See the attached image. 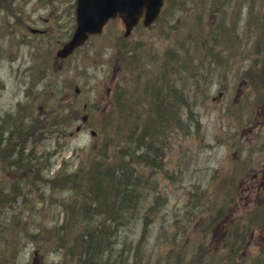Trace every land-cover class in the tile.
<instances>
[{
    "label": "rangeland",
    "instance_id": "rangeland-1",
    "mask_svg": "<svg viewBox=\"0 0 264 264\" xmlns=\"http://www.w3.org/2000/svg\"><path fill=\"white\" fill-rule=\"evenodd\" d=\"M67 1L0 3V119L7 116L8 123L16 127L21 120L26 151H33L36 163L29 169L33 184L23 187L25 196H16L13 204L0 207L6 215L0 222V264H77L76 255L56 251L36 235L39 227H50L57 219L62 222L64 216L56 204L66 196H59L61 188L49 191L48 180L60 168L78 171L81 163L88 162L85 155L95 144L105 136L114 138L113 131H107L112 92L118 85L134 92L132 79L140 69L149 76V65L159 68L169 54L196 64L197 83H187L192 87L188 100L192 127L185 130L171 121L162 133L163 166L152 172L145 169L152 184L149 195L141 202L139 217L126 224L132 242L117 236L120 218L108 238L98 231V237L86 242L88 252L97 255L99 247L110 244L105 264H121L124 254L130 256L129 264H134L133 259L141 264H163L169 246L164 241L173 233L178 240L186 227L189 244H195L198 232L208 230L207 224L215 219L213 232H205L208 237L204 239L206 252L213 250L208 261L215 257L210 264H256L264 252L260 231L264 229V204L257 201L253 212L250 202L247 204L253 192L245 187L251 173L264 164V82L254 87L244 74L255 73L264 60V36L262 43L258 39V34H264V0H166L152 26L139 22L124 37L123 23L115 17L69 56L56 59V49L75 25ZM30 27L43 32H31ZM199 29L201 32L194 31ZM191 35L206 38L211 48L204 46L203 54L195 56L202 44ZM187 38L192 40H184ZM125 49L135 51L143 61L137 64L135 60L121 74L116 53ZM184 78L180 72L174 75L179 85ZM84 113L86 121L80 119ZM77 125L79 130H75ZM142 127L141 123L139 129ZM90 129H95L94 136ZM16 141L2 143L3 150L10 154L9 149H17L12 148ZM6 171L10 177L3 179ZM16 176L10 167L0 173V183L1 179L14 182ZM146 187L141 186L139 196ZM241 196L249 197L240 202ZM258 196H264V190L255 191V198ZM230 198L239 202L231 214L243 219L229 228L222 221H229V211L235 207ZM147 207L152 211L144 225V220L140 222ZM254 222L255 233L250 234L252 227L248 232V226ZM140 225L146 234L138 243ZM224 234L236 242L237 253L219 247ZM191 250L178 259L197 260L196 247Z\"/></svg>",
    "mask_w": 264,
    "mask_h": 264
},
{
    "label": "trees",
    "instance_id": "trees-1",
    "mask_svg": "<svg viewBox=\"0 0 264 264\" xmlns=\"http://www.w3.org/2000/svg\"><path fill=\"white\" fill-rule=\"evenodd\" d=\"M194 31L201 32L200 29ZM191 36L193 37V41L199 39V42L202 44L199 47L197 46L198 53L194 54L195 56H200L201 53L203 54L205 47L207 49L211 48V44L206 38ZM262 36H264V34H258V39L261 43ZM192 39L187 38L184 40L187 41ZM116 55L118 57L117 61L120 66L121 74L124 73L130 65L135 64V60L137 64L143 61L135 51L129 53L127 49L124 51L119 50ZM177 58L175 55L169 54L165 56V58H162L159 68H157L156 64L149 65V76L146 75L147 71L140 69L139 73L136 74L135 80L132 79L131 85L134 87V92L129 90V88L125 90L123 86L118 85L111 94L110 103H112L113 108H111L107 120V123L110 124L107 131H113L114 138L111 140L109 136H105L103 140L95 144V147L85 155L89 156L88 162L85 164L81 163L78 171L66 172L63 168H60L57 172L53 173V176L48 180L50 184V187H48L49 191L54 188H62L63 186H66L69 191L76 186H84L88 189V196L77 198H75L76 196L64 197L63 203L65 205L69 203V199H74V209L63 212L64 216L62 222L61 219L56 220L57 224L61 222L57 225V229H64L66 231L62 232V234L53 231L52 234V230L44 226L42 228L39 227V231L36 234L39 237L41 236L39 239L42 242L55 246L56 248L54 250H66L72 257L76 255L77 264H105L103 263V259L107 256L106 252L108 248H112L109 244L107 247H99V253H97V255L88 252L89 246L86 242L93 241L94 237H98V231L87 230L81 220V217H83L85 212L89 209L88 206L85 205V201L94 199V202H96L95 209H97L100 215L106 220L108 219L110 221L112 219L114 223L113 229L115 227V221L122 218L117 221L119 222L117 225V236L121 237L124 241L132 242L133 238L129 237L130 231L127 229L126 224L134 222L139 217V213L143 208L141 202L145 196L149 195L152 184H150V181L147 179L145 169L147 168V170L152 172L154 169L156 170L163 166L162 133L167 130V125H169L171 121L180 124L179 126L181 128H186L185 130L192 127L191 120L193 115L191 111L188 110L192 107V104L188 101L192 87L188 86L187 83H197L194 77V67H196V64L192 63L189 58H185L184 60ZM259 63H262V66L259 68L255 67V73L246 72V74H244L245 78L249 79L247 81L252 84V86L255 83L254 87H260L259 85L263 83H260V80L264 77V60ZM176 64H178V66ZM182 64L185 65L182 66ZM177 72L185 76L182 80L184 81L183 84H176L177 80L174 79V75H176ZM178 75L180 78V74ZM158 78L163 82L164 87L158 90L157 95H147L145 93L148 92L145 90L146 85ZM205 87L206 86H203L204 92ZM194 88H198V84L195 85ZM185 108L187 111L184 112L186 115L189 114V117H184V113L181 112V109ZM154 112H162L161 115L164 117V126L162 128H159L158 119L153 116ZM3 120L4 123L2 127H0V143L2 134L5 131L14 133V131H18V129L19 135L18 137L16 136V140L19 143L25 140L24 133L20 129L22 127V125H20L21 120H19V127L11 124L9 125L10 128L7 125V116L4 117ZM35 121L38 122L37 119ZM41 123H43V120ZM141 123L143 124V130L139 129ZM36 124L38 125V123ZM148 126L151 127L148 128ZM29 133L32 134L33 130ZM32 140L34 141V138ZM133 144L134 146H132ZM4 148L7 149V145L4 146ZM0 162L2 163L0 173L12 167L14 174L17 175L14 182H7V180L3 179H8L10 177V172L6 171L7 176L4 175V178L1 179L3 183H0V189L2 186H8L10 188L9 190L13 192H23V187L26 186L29 188L33 184L29 175L30 171L28 174L21 171V169H26L25 166L28 165V162L25 161L20 166L14 165V163H20L22 161H15L12 159L10 154L4 151L2 147H0ZM117 163L119 165H117ZM121 166L127 167L128 171H124L123 168L121 169ZM137 166L141 167L140 172L137 171ZM102 168H109V174L104 181L98 178ZM22 176H24L23 180H21ZM141 186H147L143 196H139V189ZM154 197L157 198L156 196ZM151 211V208H146V212L141 217L140 223L144 220L145 225L146 220H150L149 215H151ZM70 213H74L75 217L71 218L69 216ZM126 214L127 216L125 217ZM213 223H215V219L211 220V224H207L206 227L208 230L205 232H213ZM140 231L141 225L138 232V243L144 238L146 228ZM181 231L178 240L177 234L173 233L170 240L164 241L169 246L166 248L164 256L167 257V261L163 264L212 263L215 257L211 259V262L208 260L213 250H208L206 252L204 244V239L208 237V234L205 232H198L196 243L189 244L191 240V238L188 239L190 237V231L186 227H183ZM158 237L159 236H157V238ZM192 240L194 239L192 238ZM232 244H230L228 248L231 249V252L237 253L236 251L239 247H235ZM193 246L196 247L193 254L199 255L197 260L186 261L185 258L178 259L184 255V252L185 254L189 250L191 252ZM80 248L82 251L77 253ZM93 251H95V249ZM63 254L66 253L63 252ZM98 257H100L101 260L98 259ZM129 260V255L124 254L121 256V264H129ZM133 262L134 264H141V260H137L136 262L133 259ZM219 264L222 263L219 261ZM256 264H264V252L259 254Z\"/></svg>",
    "mask_w": 264,
    "mask_h": 264
},
{
    "label": "bare ground",
    "instance_id": "bare-ground-1",
    "mask_svg": "<svg viewBox=\"0 0 264 264\" xmlns=\"http://www.w3.org/2000/svg\"><path fill=\"white\" fill-rule=\"evenodd\" d=\"M147 78V77H146ZM264 82V77L262 78V80H260V83ZM162 87H164L163 82L158 78L153 80L152 82L148 83L146 85L145 90L148 92H145L147 95L152 96L153 95H157L158 90L161 89ZM182 113L186 114L184 111H187V109H181ZM162 112H154L153 116H155L158 119V126L159 128H162L164 126V117H162L161 115ZM187 117H189V114H187ZM151 123V122H149ZM151 126H148V128H150ZM19 135V130L18 131H14V133H10L8 131H5L2 134V139L1 142L5 143V142H11V139L14 138L15 140L17 139L16 136L18 137ZM10 136H14V137H10ZM2 143H0V147H2ZM14 145L12 146V148H17L15 150H11L10 151V157H12V159H14L15 161H22L20 163H14V165L16 166H20L23 162H28L27 166H25L26 169H21L22 172L28 174L29 173V169H33V165L36 164L34 163L33 159V155L31 152V150H27L28 146L25 140H23L21 143L19 142H14ZM25 160V161H23ZM117 165H119L117 163ZM123 168V170L128 171L127 167H123L121 166V169ZM109 174V168H102L100 171V174L98 175V178L101 180H106V177ZM24 179V176L21 177V180ZM10 188L8 186H2L0 189V207L2 206L1 203H3L4 206H6L7 204H13L18 196H25L23 194V192H13L12 190H9ZM61 192L62 194H59V196H76L77 197H81V196H88V189L86 187H82V186H76L71 188V190L69 191V189L66 186H63L61 188ZM17 196V197H16ZM73 201L74 199H69V203L67 205H65L63 202L56 204L57 208L59 210H62L63 212H67L68 210H73ZM85 205L88 206V210L85 212L84 216L81 217L82 222L84 223L85 227L87 230L90 231H100L99 234L102 237H109V235L111 234L112 230H113V226L114 223L112 221V219L109 221L108 219L106 220L105 218H103L100 213L98 212L96 208V202H94L93 200H86L85 201ZM4 210L0 211V222H2L1 218L5 215V213H3ZM6 216V215H5ZM69 216L71 218L75 217L74 213H70ZM80 219V218H78ZM56 224H52L49 227V230H53V231H57V233L62 234V232L66 231L64 229H57V222H55ZM12 225L15 227H20V225L15 222L12 221ZM18 229V228H17ZM20 229H18V233H19Z\"/></svg>",
    "mask_w": 264,
    "mask_h": 264
},
{
    "label": "water",
    "instance_id": "water-1",
    "mask_svg": "<svg viewBox=\"0 0 264 264\" xmlns=\"http://www.w3.org/2000/svg\"><path fill=\"white\" fill-rule=\"evenodd\" d=\"M161 4L162 0H77L76 29L72 37L56 51V56H66L83 42L88 33L99 32L103 23L115 15H119L124 22V35L130 32L143 8V23L148 25L157 16Z\"/></svg>",
    "mask_w": 264,
    "mask_h": 264
},
{
    "label": "flooded vegetation",
    "instance_id": "flooded-vegetation-1",
    "mask_svg": "<svg viewBox=\"0 0 264 264\" xmlns=\"http://www.w3.org/2000/svg\"><path fill=\"white\" fill-rule=\"evenodd\" d=\"M8 0H1L0 3H4ZM75 1L76 0H68L67 3H69V7L71 10H75ZM75 18V15H74ZM43 32V30L41 31ZM249 182L248 185L245 188H248L250 191L253 192V196H251V199L247 202H251L255 206V191H259L261 188H264V164L262 165L261 169L255 170L254 172L251 173L249 177ZM249 196H241L240 198L238 197L239 201L242 202L244 198H247ZM239 202L237 201L236 205H238ZM244 204L246 205L245 201ZM255 233V227L251 230V234Z\"/></svg>",
    "mask_w": 264,
    "mask_h": 264
}]
</instances>
